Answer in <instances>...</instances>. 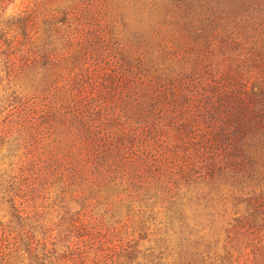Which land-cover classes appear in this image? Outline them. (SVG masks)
I'll return each mask as SVG.
<instances>
[{"label": "rangeland", "instance_id": "rangeland-1", "mask_svg": "<svg viewBox=\"0 0 264 264\" xmlns=\"http://www.w3.org/2000/svg\"><path fill=\"white\" fill-rule=\"evenodd\" d=\"M172 2L174 0H0V252L3 264H158L168 261L264 264V155L253 177L239 180L228 169L219 170L222 167L218 162L224 164L222 161L230 151L215 142L216 131L206 122L198 127L197 136L203 140L205 156L214 158L217 166L197 163L193 186L185 185L180 191L185 196L183 212L191 216L196 210L199 225L191 230L193 221H190L191 229L182 232L172 243L163 236L168 204L166 209L154 207L153 211H161L160 214L156 220L145 224L138 215L126 219L120 212L122 208L107 210L104 238L91 213L82 219L89 224V230L91 228L89 235L79 237L69 233L66 236V228L63 230L68 226L67 218H63L67 217L66 210L77 215L80 206L69 198L60 201L59 191L54 186L40 192L35 202L26 201L30 196H26L22 186L25 175L22 169L29 165L31 157L25 153L32 147H25V141L19 139L22 135L15 129L5 138L2 128H7L8 119H14L9 114L15 97H26L38 86L37 79L44 72L39 55L46 49L62 54L65 67V62L73 58L75 52L78 54L88 46V36L105 32L108 40H120L131 53L143 54L145 60L147 57L149 75L134 76V69L130 74L131 89L127 94L134 97L137 93L138 101L143 99L140 86L160 85V78L167 75L179 78H184L187 72L193 75L195 71L204 70L209 59L216 62L219 76L209 81L207 88L210 93L214 90L211 95L218 100L249 102L247 90L240 95L233 81L242 73L249 90L257 80L264 83V78L259 77L264 73V0ZM24 18L34 24L28 34L16 27L17 21ZM50 21H55L60 29H51ZM206 32L214 34L209 45H206L210 38H206ZM228 33L233 41L222 40ZM69 41L71 45H67ZM194 42H201V48L195 47ZM8 45L17 47L15 58L19 64L25 57L30 61L39 58L32 72L29 70L19 78L9 74L11 67L5 55L11 50ZM196 61L203 64H193ZM120 66H115L117 71ZM69 67L70 63L66 65ZM51 70L55 72L57 68L51 66ZM202 75H197V83ZM184 79L194 88V83ZM223 80L230 83L228 87H224ZM195 86L191 101L194 104L203 91ZM248 98L257 102L254 97ZM45 145L48 148L54 146V142L48 140ZM39 148L43 150L42 145ZM171 186L174 188L173 184ZM255 197H260V201ZM259 204L263 206L258 208ZM137 205L136 212L141 208L152 212L153 207ZM104 210V206L94 207L100 221ZM113 212L114 217L110 215ZM157 231L162 235L156 234Z\"/></svg>", "mask_w": 264, "mask_h": 264}, {"label": "trees", "instance_id": "trees-1", "mask_svg": "<svg viewBox=\"0 0 264 264\" xmlns=\"http://www.w3.org/2000/svg\"><path fill=\"white\" fill-rule=\"evenodd\" d=\"M185 3H189L188 0L172 2ZM50 23L51 29H60L55 21ZM16 27L28 34L34 24L24 18L17 21ZM99 33L88 36V46L78 54L75 52L71 62L70 59L65 62V67L62 54L53 53L54 49L44 50L39 55L44 72L37 79L38 86L26 97H15L9 114L14 119H8L9 124L7 128L3 126L2 131L8 138L6 135H12L15 129L22 135L19 139L25 141V147H32L25 153L31 157L29 165L22 169L25 174L22 186L26 196H30L26 201L35 202L40 192L54 186L59 191L60 201L69 198L80 206L77 215L66 210L67 217H63L67 218L68 226L63 229L66 228V236L69 233L79 237L89 235L91 228L89 230V224L82 219L91 213L104 238L107 210L122 208L120 212L126 219L138 215L145 224L156 220L160 214L161 211H153L154 207L166 209L168 204L163 236L172 243L192 225L191 230L199 225L196 210L191 216L183 212L185 196L180 191L185 185L193 186L197 163L217 166L214 158L205 156L203 140L197 136L202 122L216 131L215 142L230 151L222 161L224 164L218 162L222 167L219 170L228 169L239 180L256 174L257 163L264 155V83L257 80L249 90L242 73L240 78L233 79L236 90L242 96L247 90L248 97H254L257 102L248 97L246 103H232L229 98L218 100L211 95L214 90L210 93L207 88L209 81L219 76L216 62L209 59L204 70L185 75L184 78L194 83V88L183 77L167 75L160 78V85L140 86L143 99L138 101L137 93L134 97L127 94L131 89L130 74L134 69V76H148L147 57L145 60L143 54L136 55L124 48L120 40H108L107 33ZM208 37L206 45L211 44L214 34L206 32ZM222 40L233 41V38L228 33ZM200 44L194 42L195 47L201 48ZM9 45L11 50L5 54L11 67L9 74L19 78L29 70L32 72L38 57L31 61L25 57L19 64L15 58L17 47ZM69 63L70 67L66 68ZM113 63L121 65L120 70L117 71ZM51 66L57 70L53 72ZM197 75H202L198 83ZM259 77L264 78V73ZM222 83L224 87L230 84L224 80ZM195 84L198 90H203L196 104L191 102ZM48 140H52L54 146L46 148ZM41 145L43 150H39ZM255 198L260 201V197ZM136 204L153 207L152 212L138 208L137 213ZM101 206L106 208L102 221L93 211L94 207ZM262 206L259 204L258 208ZM111 214L115 216L114 212ZM156 234L162 235L160 231ZM2 255L0 252V264L4 262Z\"/></svg>", "mask_w": 264, "mask_h": 264}]
</instances>
